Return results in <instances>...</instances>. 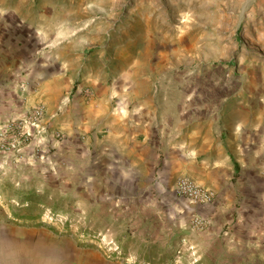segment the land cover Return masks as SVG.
I'll return each mask as SVG.
<instances>
[{"label": "rangeland", "instance_id": "obj_1", "mask_svg": "<svg viewBox=\"0 0 264 264\" xmlns=\"http://www.w3.org/2000/svg\"><path fill=\"white\" fill-rule=\"evenodd\" d=\"M0 41L22 42L26 61L59 62L64 78L79 84L84 76H128L132 95H153L159 119L200 108L247 116L264 106V0H0ZM62 90L71 98L73 87L64 81ZM33 107L0 119V217L10 218L1 226H10V264H199L165 211L151 213L154 220L112 219L89 208L78 189L71 193L68 180L10 181L6 155L43 131L46 108L30 136L3 125L26 124Z\"/></svg>", "mask_w": 264, "mask_h": 264}, {"label": "crops", "instance_id": "obj_2", "mask_svg": "<svg viewBox=\"0 0 264 264\" xmlns=\"http://www.w3.org/2000/svg\"><path fill=\"white\" fill-rule=\"evenodd\" d=\"M25 55L22 42L0 41V119L38 102L46 108L43 131L6 155L10 181L68 180L71 193L78 189L89 208L112 219L154 220L151 213L160 218L165 211L199 264H264V106L247 116L223 108L201 114L200 108L159 119L153 95H132L128 76H84L79 84L64 78L59 62L26 61ZM64 81L74 89L71 98H63ZM84 85L91 100L81 92ZM181 176L213 190L214 199L197 204L175 195L171 186ZM193 216L206 225L190 229ZM6 221L0 217V264H10Z\"/></svg>", "mask_w": 264, "mask_h": 264}, {"label": "built area", "instance_id": "obj_3", "mask_svg": "<svg viewBox=\"0 0 264 264\" xmlns=\"http://www.w3.org/2000/svg\"><path fill=\"white\" fill-rule=\"evenodd\" d=\"M81 92L87 99H89L92 94L90 89H82ZM44 110V105L42 103L38 104L32 109L26 111V120L24 121L26 124L20 123L22 124L20 125L17 124L15 120H11L10 124L5 123L3 125V130H7L8 128H10V132L12 133L16 128H19L21 130L19 133L22 136H30V127H36L38 125L39 119L42 117ZM26 126L29 128H27ZM57 135L59 136L58 133ZM19 139L20 138H15L10 141V149H13L18 145ZM171 190L175 195L188 198L192 202L197 204H207L211 202L215 197V193L213 190L202 187L194 180L183 176L178 177L174 180L171 186ZM191 223L199 229H202L206 225V221L200 216H193Z\"/></svg>", "mask_w": 264, "mask_h": 264}]
</instances>
